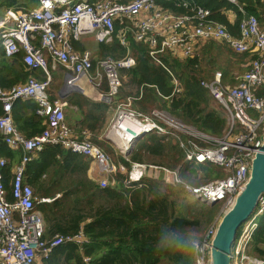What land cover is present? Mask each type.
Instances as JSON below:
<instances>
[{
	"label": "built area",
	"instance_id": "2783aa9c",
	"mask_svg": "<svg viewBox=\"0 0 264 264\" xmlns=\"http://www.w3.org/2000/svg\"><path fill=\"white\" fill-rule=\"evenodd\" d=\"M226 1L235 6L240 15L237 36L211 20L210 11L194 0H36V7L32 9L3 8L0 46L4 56L11 58L22 54L21 61L26 70L40 71L44 79L29 76L26 82L9 90L0 88V145L20 152V161L11 172L12 201H7L2 183V169L7 161L0 158V264H42L52 249L62 243L81 245L86 241L81 231L64 238L59 235L44 238L45 224L36 206L49 203L58 196L38 198L30 186L22 185V179L25 165L46 145H59L89 158L99 172V177L93 181L101 188L113 187L117 173L125 175L129 183L144 178L161 180L166 185L182 188L200 202L221 204V213L225 210L246 181L250 158L258 151L264 133V21L260 23L256 17L247 14L240 0ZM164 3L183 11L175 12L164 7ZM116 24L120 26L116 38L121 46H128L127 37L130 36L135 42L145 44L151 60L160 66H163L162 54L182 62L198 57L208 41L226 44L237 54L258 56L249 61L247 70L235 78L234 85L223 84L220 72H216L211 81L201 82L226 111L228 130L222 138L205 134L165 110L155 109L148 114L138 112L132 109L134 99L131 97L116 106L103 134L123 158H127L124 156L126 145L139 134L174 137L184 162L212 164L221 169L223 178L193 186L180 178L177 169L139 163H131L126 168L94 144L89 133L85 132L80 139L67 125L65 105L59 98L51 100L47 94L52 79L50 72L57 67L64 70L65 87L72 85L80 93L83 92L79 86L81 79L96 90L105 83L106 92L100 97L111 104L122 86L120 71L133 68L135 60L127 50L121 59L106 57L98 59L93 66L92 53L88 49L79 50L74 44L88 36L97 45L109 44L115 35ZM173 84L174 92H179L175 80ZM65 87L62 92L69 91ZM17 99H30L36 103V115L45 125L41 134L25 138L16 129L11 108ZM128 136H131L129 140ZM120 141L125 142L124 150ZM263 212L264 195L241 237L239 234L235 240L232 260L237 257L239 264H264L263 259L247 254L255 220ZM213 227L202 240L191 243L195 264H206V246ZM87 261L85 258L84 262Z\"/></svg>",
	"mask_w": 264,
	"mask_h": 264
},
{
	"label": "trees",
	"instance_id": "16d2710c",
	"mask_svg": "<svg viewBox=\"0 0 264 264\" xmlns=\"http://www.w3.org/2000/svg\"><path fill=\"white\" fill-rule=\"evenodd\" d=\"M194 1L210 11L211 20L223 25L231 35H238L240 15L235 6L226 0ZM240 1L244 3L247 14L256 17L260 23L264 21V0ZM163 6L175 12L183 11L171 4L164 3ZM8 7L32 9L36 7V0H0V9ZM229 11L236 15L233 23L226 16ZM119 27L115 25L112 42L98 44L96 52L98 59L111 57L118 60L125 57L128 50L135 60L133 68L120 71L122 86L116 104L131 97L134 99L132 109L138 112L148 114L155 109L165 110L205 134L222 138L228 130L226 111L201 86V82L211 81L220 71L221 82L234 85L237 75H233V70L237 59L243 60L248 56L251 60L258 56L237 54L226 44L208 41L198 57L182 62L162 54L163 66H160L149 57L147 46L135 42L130 36L127 37L128 46H121L116 38ZM74 46L84 49L77 43ZM21 56L6 58L0 46L2 90L26 82L29 76L44 79L40 71H27ZM95 63L96 60H92L93 66ZM173 80L179 85V92H174ZM53 83L52 78L47 90L51 100L59 98V89H53ZM99 90L105 93L106 84L103 83ZM61 100L65 107L71 108L65 120L73 132L80 139L85 132L89 133L94 144L126 168L131 163H139L177 169L180 178L193 186L224 177L221 169L212 164L184 162L174 137H159L154 133L144 134L135 140L129 155L123 158L103 138L109 115L116 104L92 101L76 92ZM36 109V103L30 99H17L12 104L13 124L25 138L39 135L45 128L43 119L36 115ZM0 158L7 161L2 169V183L7 201H12L11 169L12 164L20 161V152L1 144ZM89 165V158L59 145L44 146L25 165L22 185L30 186L38 198L58 196L49 203L36 206L45 224L44 238L55 235L64 238L81 231L86 239L81 245L64 242L53 248L42 264H195L191 243L202 240L215 225L221 204L200 202L182 188L166 185L160 180L144 178L129 183L127 177L119 173L114 176L116 183L113 187L101 188L88 178ZM255 213L256 210L248 221ZM255 223L247 254L264 260V212ZM233 250L234 245L232 256ZM85 258L87 262H84ZM232 262L234 264V260Z\"/></svg>",
	"mask_w": 264,
	"mask_h": 264
},
{
	"label": "water",
	"instance_id": "95a60500",
	"mask_svg": "<svg viewBox=\"0 0 264 264\" xmlns=\"http://www.w3.org/2000/svg\"><path fill=\"white\" fill-rule=\"evenodd\" d=\"M78 90L64 92L59 98ZM143 134L135 136L127 146L124 156H128L133 143ZM264 195V133L260 137L258 151L250 158V166L246 181L234 194L231 203L219 215L213 232L207 242L206 264H233L232 247L240 228L249 220ZM216 204L215 202L211 203Z\"/></svg>",
	"mask_w": 264,
	"mask_h": 264
},
{
	"label": "crops",
	"instance_id": "0c3cea01",
	"mask_svg": "<svg viewBox=\"0 0 264 264\" xmlns=\"http://www.w3.org/2000/svg\"><path fill=\"white\" fill-rule=\"evenodd\" d=\"M1 9H3V8H1ZM226 16H227L228 21L230 23H233L234 22L235 15H234L233 12H231V11L227 12L226 13ZM88 37L82 38V40L80 42H77V45L83 47L84 49H88L92 53L93 60L95 59L97 61L98 60V58L96 57L97 47H87L84 44V41H87V38ZM90 38H92V37H90ZM92 40H93V38H92ZM93 42H94V40H93ZM62 71L64 73V70H62ZM65 81H66V74L64 73V81H63V84H62L60 90L58 91L57 97H60V96H62L64 94V92H62V90L65 87ZM85 83H86V81L84 79H81L80 80L79 86L82 88L83 92L82 93H79V94L85 96L86 98H88V99H90L92 101H98V102L99 101H102L101 100V97H100L102 95V93L100 92V90H96L90 84H88V83L85 84ZM65 89L66 90H71V89H74V87L72 85H67L65 87ZM116 98L114 100H112V103L111 104H116ZM54 99H56V98L54 97ZM59 99L61 100V98H59ZM61 102H63V101L61 100ZM118 104L119 103H117L116 106ZM116 106H115V108H116ZM115 108L111 110V113L109 115V123H108V125L110 124V122H111V120H112V118L114 116V110H115ZM70 112H71V108L65 107V118L67 117V115L70 114ZM105 140L109 141L108 139H105ZM15 165L16 164H12V169L14 168ZM12 169H11V172H12ZM87 176L91 180H95V179H97L99 177V172H98L97 167L94 164H92L91 162H90V165H89V169L87 171Z\"/></svg>",
	"mask_w": 264,
	"mask_h": 264
},
{
	"label": "rangeland",
	"instance_id": "374dc122",
	"mask_svg": "<svg viewBox=\"0 0 264 264\" xmlns=\"http://www.w3.org/2000/svg\"><path fill=\"white\" fill-rule=\"evenodd\" d=\"M2 14H3V9H0V19H1ZM84 44L87 47H97V44L95 42H93L92 38H90V37L87 38V41H84ZM249 61H250V57H248V56L243 58V60L242 59H237V62L234 63L235 67H234V70H233V75H237L238 76V75L243 74V72H245V70L247 68V64L249 63ZM50 74H51V76H52V78L54 80V83L52 85L53 89H55L54 87H58V89L60 90V88H61V86L63 84V81H64V73H63V71L61 70V68L57 67V69L55 71H51ZM54 93H55V91H54ZM47 94L49 95V98H50L51 95L49 94L48 91H47ZM107 142L110 145V147L114 150V152H116V154H121V152L116 149V147L113 145V143L111 141H107ZM177 144H178V141H177ZM121 146H123V148ZM120 147L122 148V150H124V145L123 144H121ZM178 147H179V144H178ZM198 177H201V175L199 174ZM152 180H154V179H152ZM220 214H221V211H219L218 217H219ZM218 217H217V219H218ZM248 224H249V222L245 223L243 225V227L241 228L240 237L242 235V231H244V229L248 226ZM233 260H234V264H239L238 260H237V257L233 258Z\"/></svg>",
	"mask_w": 264,
	"mask_h": 264
},
{
	"label": "bare ground",
	"instance_id": "6f19581e",
	"mask_svg": "<svg viewBox=\"0 0 264 264\" xmlns=\"http://www.w3.org/2000/svg\"><path fill=\"white\" fill-rule=\"evenodd\" d=\"M119 133H120V131H119ZM130 137H131V136H128V137H127V138H128L127 140H129ZM120 143L124 145V149H125V142H124V141H120ZM121 144H120V145H121ZM127 146H128V144L126 145V149H127ZM121 147L123 148V146H121Z\"/></svg>",
	"mask_w": 264,
	"mask_h": 264
}]
</instances>
